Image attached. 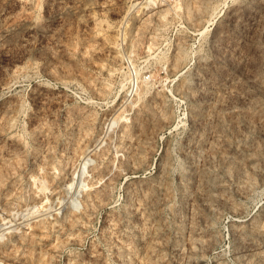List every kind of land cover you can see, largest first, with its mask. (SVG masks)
<instances>
[{
	"label": "rangeland",
	"instance_id": "rangeland-1",
	"mask_svg": "<svg viewBox=\"0 0 264 264\" xmlns=\"http://www.w3.org/2000/svg\"><path fill=\"white\" fill-rule=\"evenodd\" d=\"M144 1L0 0V264H264V0Z\"/></svg>",
	"mask_w": 264,
	"mask_h": 264
},
{
	"label": "bare ground",
	"instance_id": "bare-ground-1",
	"mask_svg": "<svg viewBox=\"0 0 264 264\" xmlns=\"http://www.w3.org/2000/svg\"><path fill=\"white\" fill-rule=\"evenodd\" d=\"M154 2H155L154 0H145V1L142 2V3L147 4V6H148V5L153 4ZM121 86H122V89L125 88V84H122ZM132 105H134V103H132ZM155 116H156V115H155ZM156 117H158V115H157ZM153 118H154V117H153ZM154 119H155V118H154ZM161 120H162V118H161ZM158 121H159V120H158ZM158 121H157V122H158ZM79 124H80V123H79ZM113 124H114V123H113ZM146 126H147V125H146ZM152 127H153V126H152ZM146 128H147V127H146ZM146 130H147V129H146ZM86 159H87V158H86ZM86 164H87V162L84 163V165H86ZM84 165H83V166H84ZM87 167H88V166H87ZM84 168H86V166H85ZM85 170H86V169H85ZM77 171H78V170H77ZM76 173H77V172H76ZM85 173H86V172H85ZM74 179H75V177H74ZM72 180H73V179H72ZM73 184H74V181H72L71 185H73ZM82 184H83V183H82ZM81 186H82V185H81ZM79 187H80V186H79ZM79 187H78V188H79ZM85 187H86V185H85V186L83 185V186L81 187V189H83V188H85ZM76 188H77V187H76ZM77 190H78V189H77ZM78 193H80V189L78 190ZM77 195H79V194H77ZM13 222H14V221H13ZM11 226H12V225H11ZM0 232H1V231H0ZM0 236H1V235H0ZM1 238H2V237H1Z\"/></svg>",
	"mask_w": 264,
	"mask_h": 264
},
{
	"label": "built area",
	"instance_id": "built-area-1",
	"mask_svg": "<svg viewBox=\"0 0 264 264\" xmlns=\"http://www.w3.org/2000/svg\"><path fill=\"white\" fill-rule=\"evenodd\" d=\"M135 88H136V86L134 85V86L132 87V89H131L130 92L132 93V92L135 90ZM130 92H129V93H130Z\"/></svg>",
	"mask_w": 264,
	"mask_h": 264
}]
</instances>
